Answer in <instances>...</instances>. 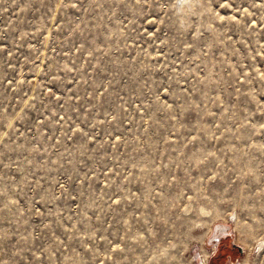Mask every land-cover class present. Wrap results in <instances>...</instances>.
<instances>
[{
	"label": "rangeland",
	"instance_id": "1",
	"mask_svg": "<svg viewBox=\"0 0 264 264\" xmlns=\"http://www.w3.org/2000/svg\"><path fill=\"white\" fill-rule=\"evenodd\" d=\"M0 264H264V0H0Z\"/></svg>",
	"mask_w": 264,
	"mask_h": 264
}]
</instances>
